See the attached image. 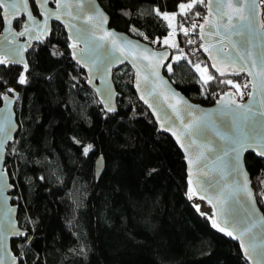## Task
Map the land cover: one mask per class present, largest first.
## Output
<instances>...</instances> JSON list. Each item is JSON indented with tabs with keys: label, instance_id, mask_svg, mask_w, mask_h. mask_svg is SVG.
I'll return each instance as SVG.
<instances>
[{
	"label": "trees",
	"instance_id": "trees-1",
	"mask_svg": "<svg viewBox=\"0 0 264 264\" xmlns=\"http://www.w3.org/2000/svg\"><path fill=\"white\" fill-rule=\"evenodd\" d=\"M188 1L99 0L112 26L128 32L135 28L156 48L165 46L152 40L169 31L156 10L176 12ZM206 12L205 0L186 15L177 12L178 47H171V53L182 56L171 57L172 71L168 62L164 73L191 99L209 105L224 90H233L221 80L244 86L247 78L223 77L210 67L199 36ZM181 24L189 29L187 35ZM69 43L64 28L52 23L49 37L27 52L25 84L18 82L22 67L0 65V94L9 88L19 92V128L5 156L18 224L26 230L11 240L17 264H248L236 240L218 231L210 215L190 202L183 154L138 99L131 68L113 71L117 111L107 112L72 61ZM197 63L206 64L216 78L207 87L193 67ZM246 95L235 94L239 99ZM99 155L104 169L96 178ZM244 161L264 214L258 196L264 159L246 153Z\"/></svg>",
	"mask_w": 264,
	"mask_h": 264
},
{
	"label": "water",
	"instance_id": "water-1",
	"mask_svg": "<svg viewBox=\"0 0 264 264\" xmlns=\"http://www.w3.org/2000/svg\"><path fill=\"white\" fill-rule=\"evenodd\" d=\"M31 2H33L36 7V13L33 12ZM61 3L62 5L67 4L69 6H61L57 9L56 0H48L47 4H44L43 8H40L36 3V0H29L28 11L32 12L33 16L36 18L35 23H26L27 14L22 13L20 18L23 17V20L19 27H15L14 25L16 20H12L11 24H3L0 31V58L8 59L10 57L9 50L19 49L22 53L23 61L28 64L27 52L35 44H38L49 37L52 23L60 24L64 28L68 39L69 36H75L76 33L75 29L70 26L66 27V25H76L77 28L90 27L86 23V16L90 14L89 0H80V3L83 4V8L78 7L77 0H61ZM205 3L207 8L205 17L207 16L210 21L217 23L219 27L218 29L212 28L210 24H206L203 37L201 35V30H199L200 47L201 45H204V47H201V50L207 58L210 67L215 63L220 69V72L224 73V75H221L220 72L211 67L219 75L223 77L244 75L247 78L248 91L247 95L242 99L237 98L234 91L231 89H226L221 92L214 102L209 105L191 99L176 87L164 73V67L172 57L171 48L169 46L156 48L150 42L131 32L115 28L110 24L109 14L99 0H94V4L108 16V22L104 25V28L109 31H114L117 34V49L113 50L109 38L102 41L99 40V37L104 35V31L101 29L96 30L93 39L103 45V47L98 49L99 54L107 55L108 58L112 59L114 62L110 66L107 74L104 75L103 73L96 72L89 59H80L79 54L74 58L73 49L71 47H69L70 57L72 61L85 72L87 86L95 93L104 110L110 113L117 111L118 91L113 81V71L123 65H128L131 68L133 72L132 85L138 99L148 109L158 129L169 135L183 154L188 183L191 181V188L195 193L191 194V198L203 196V199L209 202L213 211V222H216L219 225L216 229L220 231V227H224L225 231L220 232L226 235H228V232L233 233L230 237L236 240L241 255L248 264H264V256L258 254L260 252V247H257L255 252L249 247V245L253 243L264 247V245H261V242L264 241V222H261L260 219L261 217H264V214L257 202L255 191L244 161L246 153H254L261 159H264V156L258 155L257 151L252 149H246L242 153L243 171L247 174V187L252 193V200H249L246 192L237 190V185H243L244 177L237 175L232 171L231 162L228 158H225L223 170L221 171V165L220 162L216 160V156L222 154L219 152V146L223 145L224 142L215 134L217 130L221 132L229 130L228 125L232 116H224L218 111L228 104L229 101H235V103L231 104L233 109H238L239 105H247L250 102L254 108H259V101L264 99V92L258 90L259 77L256 75L260 70V56L264 54V28L260 27L261 25H264L262 22L264 2H262V0H245L246 4H255V7L251 10V17L255 26L261 32L260 37H249L252 41V58L257 62L255 68L251 66L250 60L241 61L236 55L237 52H242L243 48L247 46L242 43V37L236 34L238 30L242 29L234 28L229 30L227 27L229 24L228 15L232 16L231 23L233 25L243 23L238 20L239 13L234 8H225L224 12L226 15L221 19L220 14L215 11V3L213 2V11L211 14L209 13L207 6L208 0H205ZM54 12L60 15L59 20H57L54 15H51V13ZM69 12L71 15L67 14ZM244 14H249L247 9L244 10ZM45 17H47L46 21ZM45 23L47 25L46 29L43 27ZM202 24H205V19ZM9 27L11 28L12 33L23 31L25 27L29 28V32L24 36H15L6 31V28ZM42 29L46 31L47 34L44 35L42 39H35L34 37L40 35ZM217 31L219 33L218 35L216 34ZM5 36H7V40H4ZM124 39L131 40L138 44V47L136 48L126 47L127 59L124 58V55H122L119 50ZM69 41V45L74 42V40L70 39ZM233 45H237V47L233 48ZM84 47L85 45L83 42L78 43V48ZM144 48L149 49V51L144 52ZM205 48H207L208 51H205ZM221 49L222 53L218 51ZM153 52H167L168 54L167 58H163V62L155 69L148 67L150 60L145 59L146 56L149 57L152 64H155L158 59H161L158 56L153 57ZM228 57H230V59ZM16 58L20 59V57ZM134 63L136 67L133 66ZM8 64L18 65L23 68L24 72L23 63ZM240 67H244L246 70L240 72L238 71ZM138 69L141 73L139 87L137 86L138 82L136 75ZM153 70L159 73V77L149 75ZM249 71H251V75H249ZM145 76H149L147 82L144 81ZM161 78L162 81L166 83H162ZM90 79L91 83H89ZM254 83L257 84V88L255 89L253 88ZM250 92L253 93L252 97H249L248 95ZM4 93L8 95L9 101H5L1 95L0 120L10 118L12 129L10 131V139H5L4 136L0 134V142L3 143L2 150L4 153L3 158L0 159V171L6 173L7 184L12 185L5 168V156L7 146L14 141L19 128L15 112V105L19 98V92L13 89L12 92ZM225 93L228 95H225ZM141 96L147 99L149 103H145L144 99H141ZM218 100H222L223 103L217 104ZM149 104H151L152 107H149ZM170 105L176 106L180 112V118L177 117L176 111H174L173 107ZM189 105L194 107L189 108ZM109 106L112 107L114 111H109ZM238 110L242 111V109ZM205 113L208 114L210 121L208 127L200 129L199 131L193 129L192 133L189 134L185 130L184 124H187L195 117L204 116ZM181 145H183V147ZM205 146L214 149V151H208V147ZM201 153H203V156L200 155ZM94 168L95 176L98 178L104 169V159L101 155L96 158ZM204 172H208L209 175L204 176ZM208 180H211L214 185L219 184L224 186L223 203L220 199H217L218 195H220L219 189L215 187L212 189L208 188L206 183ZM12 191L13 185L12 187L5 188L3 187V184L0 183V230H4L8 226V221L11 220L14 224L15 230L23 233V235L8 234L3 242L0 243V256L3 257L4 264H13V258H15V264L18 263V256L14 253L11 247V240L23 237L26 234V230L22 229L18 224L17 204L13 203L15 195L12 194ZM5 198L7 199L5 200ZM246 210H251V214L248 215ZM225 221H227V223H225ZM246 227L250 228L251 231L241 237L240 233ZM242 240L244 247L241 246ZM246 248L248 249V255L245 254Z\"/></svg>",
	"mask_w": 264,
	"mask_h": 264
},
{
	"label": "snow or ice",
	"instance_id": "snow-or-ice-1",
	"mask_svg": "<svg viewBox=\"0 0 264 264\" xmlns=\"http://www.w3.org/2000/svg\"><path fill=\"white\" fill-rule=\"evenodd\" d=\"M48 0H36V3L40 8H43L44 4H47ZM213 2L215 3V11L220 14L221 19L223 18L226 13L224 12L225 8H234L238 13V20L243 22L242 24L239 25H233L231 23L232 21V16L228 15V29L232 30L234 28L237 29H242L238 30L236 32L237 35H240L242 37V43L247 45L246 47L243 48L242 52H237V57L241 61H251V66L255 68L257 66V62L255 59H253V52L251 50V39L249 37H260L261 32L260 30L255 26L254 21L251 17V10L255 7V4H246L245 0H208V9L209 13L211 14L213 9L212 5ZM264 2V0H262ZM204 0H189L188 3H181L179 5L180 8V14L181 15H186L188 11L194 8L197 4H203ZM57 4V9H59L61 6L68 7L69 5L64 4L62 5L61 0H56ZM77 5L80 8H83V4L80 3V0H77ZM28 6H29V0H0V25L3 24H11L12 20H19L20 16L22 13L27 14V22L26 23H35L36 18L33 16L32 12L28 11ZM248 10V15L244 14V10ZM89 12L90 14L86 16V23L90 27H79L77 28L76 25H66V27H72L75 29V36H69L70 40H74L73 43L69 45L73 49V57L76 58L79 54L80 59H89L92 66L95 68L96 72L98 73H103L104 75L107 74L110 66L114 62L112 59H109L107 55H101L98 52V49L103 47V45L99 44L96 42L93 37H95V33L97 29H101L104 31V35L99 37V40H104L106 38H109L111 40L113 50L117 49L118 41L116 39L117 34L114 31H109L104 28V25L107 24L108 22V16L99 8L96 7L94 4V0H89ZM68 15H71V13H67ZM122 15H129L128 12H122ZM156 14L159 16L161 13L159 10H156ZM51 15H54L57 20L60 19V15L57 13H51ZM177 13H172V19H175ZM196 16H200L199 12L195 13ZM163 17L165 19L169 18L168 13H163ZM205 19V24H200L199 28L201 30V35L203 37L204 29L206 24H210L212 28H217L219 25L217 23H214L213 21H210L209 18L206 16L204 17ZM47 20V17H45V21ZM45 29L47 27L46 23L43 26ZM169 27H172V24L169 23ZM197 27L196 23L193 22L191 25L192 29H195ZM261 28H264V25L260 26ZM181 31L184 32L185 35L188 34L189 29L184 28L183 25H180ZM6 31H8L10 34H13L15 36H24L27 32H29V28L25 27L23 31L15 32L12 33L11 28H6ZM133 32H136L137 29L133 28ZM46 31L43 29L41 30L40 35L35 36V39H42L44 35H46ZM217 35L219 34L218 31L216 33ZM139 35L143 36L144 33H139ZM169 37L174 36V32L170 31L168 33ZM147 39V37H144ZM4 40H7V36L4 37ZM83 42L85 47L84 48H78V43ZM152 43H156V41H152ZM163 43L165 45H168L169 47H178L174 43H169L168 37L164 38ZM189 44L194 43V41L189 40ZM126 47L127 48H136L138 47L137 43H134L131 40L124 39L122 41V46L119 47L120 52L122 55H124V58L127 59V52H126ZM201 47H204V45H201ZM237 45H233V48H236ZM205 51H208L207 48L204 49ZM10 51V57L8 59L5 58H0V65L3 64H8V63H13V64H18V63H23V67L25 72L28 70V64L23 61L22 59V53L19 49H11ZM149 49L144 48V52H148ZM219 52L222 53V49L218 50ZM167 52H160V53H152L153 57H160L161 59H158L155 64L151 63V59L149 57H145V59H149L150 63L148 67H151L155 69L159 64L163 62V58H167ZM16 57H20V59H17ZM230 59V57H228ZM180 57L178 56H173L172 60H178ZM79 62V61H78ZM191 63V61H190ZM234 63V61H233ZM134 67H136L135 63L133 64ZM193 67L195 70L199 73H201L200 80L203 82L202 87H207L210 81H213L216 79L214 76L208 73V68L204 67L201 68L199 64H194ZM211 67L215 68L218 72H220V69L217 67V65L214 63ZM168 71H172V65L168 64L167 65ZM259 72L256 73V75L259 77V91L264 92V54L260 56V61H259ZM246 69L244 67H240L238 71L243 72ZM25 72H21L19 75V83L20 84H25L26 83V77H25ZM207 74V75H205ZM221 75H224L223 72H220ZM251 71H249V75H251ZM137 86L139 87V82L141 79V73L140 70H137ZM150 76H155L159 77V73L153 70L149 74ZM149 80V76L144 77V81L147 82ZM162 83H166L162 81ZM89 83H91V79L89 80ZM220 83L228 84V85H233L237 91L240 90V85L239 84H233V81L227 80L223 81L221 80ZM247 87V85H245ZM253 88H257V84H253ZM13 89L9 88L7 89V92H12ZM3 96V99L5 101H9V97L6 93L0 94ZM225 95H228L225 93ZM249 97H252L253 93H248ZM141 99H144L145 103H149L147 99H145L143 96H141ZM223 103L222 100H218L217 104ZM235 103V101H229L228 104H226L223 108L219 109L218 111L224 115L228 116L231 115L232 119L229 122L228 131L221 132L219 130L216 131V135L219 137L221 141H223V145L219 146V152L222 153L221 155L216 156V160L220 162L221 165V171L223 170L224 166V161L225 158H228V160L231 162V167L232 171L236 173L237 175L243 176L244 177V183L243 185H237L236 188L237 190L244 191L246 192L248 199L252 200V193L248 189V180H247V174L243 171V166H242V153L246 149H252L256 150L257 154L260 156H264V99L259 101V108H254L251 104V102L247 105H239L238 109H242V111H239L238 109H233L231 107V104ZM173 107V110L176 111L177 117L180 118V112L176 108L175 105H170ZM149 107H152L151 104H149ZM189 108H192L194 106L189 105ZM109 111H114L112 107H108ZM210 121L208 118V114L205 113L204 116L201 117H195L193 120L189 121L187 124H184L185 130L191 134L193 129L199 131L200 129L207 128L209 125ZM12 129L11 125V120L10 118H5L4 120H0V134L4 136L5 139H10V131ZM175 134V133H174ZM194 143V142H193ZM183 147V145H181ZM208 147V146H205ZM91 146L89 145L84 149L85 154H87L90 150ZM3 143L0 142V159L3 158ZM208 151H214V149L208 147ZM203 156V153L200 154ZM204 176H208V172L203 173ZM43 179V177H41ZM264 183V180L261 181ZM0 183L3 184V187L9 188L12 187V185L7 184L6 182V173L3 171H0ZM190 183V196L191 194H195L193 189L191 188V181ZM208 188H218L220 195H218L217 199H220L221 202H224L223 199V193H224V186H221L219 184L214 185L211 180L206 181ZM204 197L201 196V199ZM7 198H5L6 200ZM247 214H251V210H246ZM261 222H264V217H261ZM227 223V221H225ZM214 227H218L219 225L214 222L213 223ZM220 231H225L224 227H220ZM250 228H244L243 231H241L240 236L243 237L246 233L250 232ZM8 234H14V235H23V233H20L15 230L14 224L12 223L11 220L8 221V226L4 230H0V243L3 242V240L6 238ZM229 236H232V232L227 233ZM261 245H264V241L261 242ZM241 246L244 247L243 240L241 242ZM249 247L252 249L253 252L256 251L257 247H260V252L258 253L261 256H264V247L255 245L254 243L249 245ZM245 254L248 255V249L246 248ZM0 264H4V259L2 256H0ZM13 264H15V258H13Z\"/></svg>",
	"mask_w": 264,
	"mask_h": 264
},
{
	"label": "rangeland",
	"instance_id": "rangeland-1",
	"mask_svg": "<svg viewBox=\"0 0 264 264\" xmlns=\"http://www.w3.org/2000/svg\"><path fill=\"white\" fill-rule=\"evenodd\" d=\"M189 2V1H188ZM188 2H186V3H188ZM177 12H180V8L178 7V10L176 11V12H167V11H164V12H160L161 13V16L163 17V13H168L169 14V18L168 19H165L164 17V19H165V21L168 23V25H169V23H171L172 24V27L170 28L169 27V31H168V33L170 32V31H172V32H174V36H172V37H169L168 36V34L166 35V36H164V37H162L161 39H153L152 41H156V43H158L159 42V44L161 45V46H168V45H165L164 43H163V41H164V38L165 37H168V39H169V43L171 44V43H174V44H176L177 45V41H176V33H177V31H178V27H177V22H176V17H175V19H172V16H171V14L172 13H177ZM262 22H263V24H264V6H263V10H262ZM133 29V28H132ZM132 29H131V33H133V34H136V35H138V36H141V35H139V32H133L132 31ZM143 38H144V36H142ZM153 44H155V43H153ZM171 48V47H170ZM173 48H175V47H173ZM173 56H178V57H181L182 56V54H174V55H172V57ZM171 61H173L172 59H171ZM171 62H169V64H170ZM197 64H199L200 66H201V68H204V67H207V65L206 64H203V63H197ZM208 68V67H207ZM198 74H199V77L201 76V73H199V72H197ZM207 74H210V72H209V69H208V73ZM207 74H205V75H207ZM233 84H239V83H237V82H235V81H233ZM240 85V84H239ZM245 85H247V87H245ZM244 86H241L240 87V90L239 91H237V89L232 85V89L234 90V92H235V94H237L238 96H241V94L242 93H244L245 91H248V83L247 84H245ZM246 88V89H245ZM200 211H201V213L204 215V216H206V217H208V211H207V209H199Z\"/></svg>",
	"mask_w": 264,
	"mask_h": 264
},
{
	"label": "bare ground",
	"instance_id": "bare-ground-1",
	"mask_svg": "<svg viewBox=\"0 0 264 264\" xmlns=\"http://www.w3.org/2000/svg\"><path fill=\"white\" fill-rule=\"evenodd\" d=\"M190 196V187H189V191H188V198ZM190 202L195 204L196 206H198V208L200 209L201 207H204L208 210V213L210 215L211 218V223L213 222V211L212 208L209 204V202L205 199H201V197H195V198H189ZM195 207V206H194Z\"/></svg>",
	"mask_w": 264,
	"mask_h": 264
},
{
	"label": "built area",
	"instance_id": "built-area-1",
	"mask_svg": "<svg viewBox=\"0 0 264 264\" xmlns=\"http://www.w3.org/2000/svg\"><path fill=\"white\" fill-rule=\"evenodd\" d=\"M259 200H264V185L261 186V188L259 189Z\"/></svg>",
	"mask_w": 264,
	"mask_h": 264
}]
</instances>
